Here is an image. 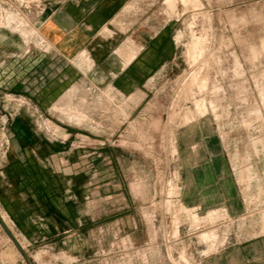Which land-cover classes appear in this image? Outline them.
Returning a JSON list of instances; mask_svg holds the SVG:
<instances>
[{"label": "rangeland", "instance_id": "rangeland-1", "mask_svg": "<svg viewBox=\"0 0 264 264\" xmlns=\"http://www.w3.org/2000/svg\"><path fill=\"white\" fill-rule=\"evenodd\" d=\"M43 4L0 0V29L25 53L47 50ZM111 23L175 47L136 91L81 79L44 115L0 92V173L24 110L85 161L84 236L31 237L0 203L7 228L30 264H264V0H130ZM122 48L125 63L139 49ZM73 62L91 65L84 49ZM0 264H28L1 224Z\"/></svg>", "mask_w": 264, "mask_h": 264}, {"label": "crops", "instance_id": "crops-1", "mask_svg": "<svg viewBox=\"0 0 264 264\" xmlns=\"http://www.w3.org/2000/svg\"><path fill=\"white\" fill-rule=\"evenodd\" d=\"M129 1L44 0L39 31L46 51L35 48L25 53L15 35L0 29L2 95L25 96L44 115L81 79L85 86L136 91L172 57L175 47L164 31L143 39L118 34L111 22ZM128 37L139 49L125 63L122 47ZM83 49L91 59L89 68L73 62ZM33 122L22 110L8 124L12 138L0 173V203L31 237L78 245L87 225L82 208L85 161L70 153L67 143L49 141Z\"/></svg>", "mask_w": 264, "mask_h": 264}, {"label": "water", "instance_id": "water-1", "mask_svg": "<svg viewBox=\"0 0 264 264\" xmlns=\"http://www.w3.org/2000/svg\"><path fill=\"white\" fill-rule=\"evenodd\" d=\"M0 224L1 226L4 228V230L7 232V234L10 236V238L13 240L14 244L18 247V249L21 251L22 255L25 257V260L27 261L28 264H30L29 259L27 258L25 252L23 251V249L20 247L19 243L17 242V240L15 239V237L12 235V233L9 231V229L7 228V226L4 224V222L1 220L0 218Z\"/></svg>", "mask_w": 264, "mask_h": 264}, {"label": "bare ground", "instance_id": "bare-ground-1", "mask_svg": "<svg viewBox=\"0 0 264 264\" xmlns=\"http://www.w3.org/2000/svg\"><path fill=\"white\" fill-rule=\"evenodd\" d=\"M0 218H1V216H0ZM1 220L3 221V219L1 218ZM4 222V221H3ZM4 224H5V222H4ZM6 225V224H5ZM7 226V225H6Z\"/></svg>", "mask_w": 264, "mask_h": 264}]
</instances>
